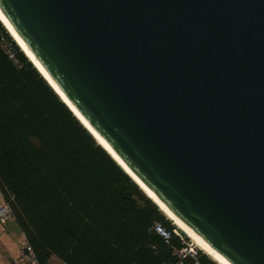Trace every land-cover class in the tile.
I'll use <instances>...</instances> for the list:
<instances>
[{
	"label": "water",
	"instance_id": "obj_1",
	"mask_svg": "<svg viewBox=\"0 0 264 264\" xmlns=\"http://www.w3.org/2000/svg\"><path fill=\"white\" fill-rule=\"evenodd\" d=\"M0 10L178 218L230 264H264V0H0Z\"/></svg>",
	"mask_w": 264,
	"mask_h": 264
},
{
	"label": "trees",
	"instance_id": "obj_2",
	"mask_svg": "<svg viewBox=\"0 0 264 264\" xmlns=\"http://www.w3.org/2000/svg\"><path fill=\"white\" fill-rule=\"evenodd\" d=\"M0 190L39 264H219L203 250L180 257L188 238L84 126L1 20Z\"/></svg>",
	"mask_w": 264,
	"mask_h": 264
},
{
	"label": "bare ground",
	"instance_id": "obj_3",
	"mask_svg": "<svg viewBox=\"0 0 264 264\" xmlns=\"http://www.w3.org/2000/svg\"><path fill=\"white\" fill-rule=\"evenodd\" d=\"M0 20L5 25V27L10 31L13 38L22 48V50L27 54L30 60L39 68V70L44 74V76L50 81L57 92L61 95L63 100L72 108L76 116L82 121V123L92 132L99 143L106 148L108 152L117 160V162L128 172V174L141 186V188L160 206V208L165 212V214L178 226L183 232H185L203 251L209 254L215 261L219 264H230L220 253H218L214 248H212L203 238L197 234L190 226L184 223L180 218H178L159 198L153 191L148 188L133 172L130 168L122 161V159L112 150L108 143L91 127V125L78 113L75 107L71 104L70 100L65 96V94L60 90L58 85L50 77L48 72L44 69L42 64L37 60L36 56L31 52L28 46L24 43L21 37L18 35L14 27L11 25L9 20L0 10Z\"/></svg>",
	"mask_w": 264,
	"mask_h": 264
},
{
	"label": "crops",
	"instance_id": "obj_4",
	"mask_svg": "<svg viewBox=\"0 0 264 264\" xmlns=\"http://www.w3.org/2000/svg\"><path fill=\"white\" fill-rule=\"evenodd\" d=\"M6 204L2 192L0 190V206ZM25 235L18 225L16 219L12 216L2 223L0 221V264H13V260L19 255L21 245Z\"/></svg>",
	"mask_w": 264,
	"mask_h": 264
},
{
	"label": "built area",
	"instance_id": "obj_5",
	"mask_svg": "<svg viewBox=\"0 0 264 264\" xmlns=\"http://www.w3.org/2000/svg\"><path fill=\"white\" fill-rule=\"evenodd\" d=\"M10 216L12 215H11L8 204L6 203L0 206V221L4 223L10 218ZM157 229L161 233V228L158 227ZM176 233L179 234L178 231H176ZM164 236L168 237L169 235L166 233ZM197 254H198V250L193 247V243L192 244L189 243V248L179 253L181 258H185L188 255L196 257ZM12 263L13 264H39L33 252L32 247L29 245V243L25 239L22 242L19 255L17 256V258L13 260ZM179 264H182V263H179Z\"/></svg>",
	"mask_w": 264,
	"mask_h": 264
},
{
	"label": "rangeland",
	"instance_id": "obj_6",
	"mask_svg": "<svg viewBox=\"0 0 264 264\" xmlns=\"http://www.w3.org/2000/svg\"><path fill=\"white\" fill-rule=\"evenodd\" d=\"M177 227V226H176ZM178 228V227H177ZM178 230L180 231V232H182L187 238H188V240H189V243L190 244H192L193 243V247L194 248H196L197 250H202L191 238H189L188 237V235H186V233L185 232H183L182 230H180L179 228H178ZM24 241V240H23ZM1 246H0V250H1ZM203 252H205V251H203ZM1 256H3L2 255V253H0V258H1ZM54 264H61L58 260H54Z\"/></svg>",
	"mask_w": 264,
	"mask_h": 264
}]
</instances>
